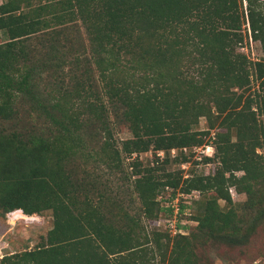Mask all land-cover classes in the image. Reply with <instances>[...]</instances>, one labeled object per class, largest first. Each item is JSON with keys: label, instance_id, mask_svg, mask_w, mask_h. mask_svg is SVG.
I'll use <instances>...</instances> for the list:
<instances>
[{"label": "trees", "instance_id": "16d2710c", "mask_svg": "<svg viewBox=\"0 0 264 264\" xmlns=\"http://www.w3.org/2000/svg\"><path fill=\"white\" fill-rule=\"evenodd\" d=\"M247 1L251 34L264 50V5ZM240 3L0 2V212L49 210L52 216L43 241L5 253L0 264H207L199 249L210 238L235 242L249 233L248 223L264 212H254L264 200V154L257 151L264 149V60L254 62L256 111L255 97L244 96L248 60L237 49L244 39ZM73 28L79 33L69 36ZM109 107L134 136L123 142L125 151L179 148L177 159L185 161L183 148L205 143L203 134L213 132L216 152L205 159L217 157L220 165L182 179L178 172L159 178L155 166L134 169L140 213L113 214L100 199L97 177H79L71 166L74 155L84 152L81 117L90 114L111 135ZM20 108L43 122L38 128L6 127ZM200 116L206 129L192 126ZM99 149L107 166H120L112 141L105 139ZM164 186L199 190V210L192 215L197 223L185 235L144 224L143 218L156 219V196ZM229 186L246 199L233 200Z\"/></svg>", "mask_w": 264, "mask_h": 264}, {"label": "rangeland", "instance_id": "374dc122", "mask_svg": "<svg viewBox=\"0 0 264 264\" xmlns=\"http://www.w3.org/2000/svg\"><path fill=\"white\" fill-rule=\"evenodd\" d=\"M3 0H0L2 2ZM241 11L243 13V33L244 39L239 42L237 49L244 53L248 60V71L250 75V87L244 92V96L255 97L251 107L257 111V96L255 94L258 89V79H256L254 62L264 60V50L259 40L249 32L246 26V19L248 18V1L239 0ZM264 5V0H258ZM76 29V30H75ZM85 35L84 29L81 27L80 33ZM79 33L77 28H73L69 31V36H73ZM4 33L0 31V42L5 40ZM36 44V42H33ZM96 75V73H95ZM110 108V107H109ZM90 114H83V120L86 121V128L84 134L86 137L83 151H78L71 160V166L74 167V174L77 176H85L89 180L97 177V187L100 189V199L104 201L105 207H108L113 214L123 215L124 212L129 214L140 213L141 207L139 199L135 192L132 190V174L134 169L144 170L145 168L156 167L158 168L156 175L161 178L163 174L172 172L179 174L185 178L187 175L195 173H213L220 165L219 158L205 159L206 151L200 149L188 148L187 159L182 161L179 157L181 149L176 148V152L172 154V151L164 150L163 156L158 155V151L154 150L151 146L150 150L143 152L129 153L123 149V142L125 140L133 138V134L128 126V123L121 118L119 113L113 111L111 108L108 111L107 126L110 130V134L104 129H100V122L93 121V117ZM258 119L261 118L259 112H257ZM43 122L42 118H37L35 114L28 115L20 108V112L15 116L13 120L6 121L4 124L8 128L22 130L24 128L35 127L38 128ZM207 121L205 116H200L198 122L192 126L197 129H206ZM214 129V128H213ZM213 129H209L212 131ZM205 143H201L198 146H202L206 150V145H212L209 148V153L216 152L214 134H203ZM235 137V136H234ZM109 139L113 142L115 148L120 151V166L111 168L107 166V163L101 159L103 156L102 149H99V144L105 139ZM99 151L101 156L99 157ZM257 151L264 154V149L257 148ZM87 152H92L94 155H89ZM136 161H140L139 166H134ZM242 173V171H238ZM227 174H229L227 172ZM162 188L159 193L162 192ZM158 193V194H159ZM164 193V192H162ZM214 195L213 192L210 193ZM232 198L235 201L243 202L246 199V195L240 191H233ZM197 199H199L197 197ZM222 208L226 207L225 201L222 198L218 199ZM199 201L191 204V211L193 215L198 212ZM258 210H264V200L261 205L254 210L256 213ZM243 210L239 209V212ZM244 213V212H243ZM246 214V213H244ZM144 224L148 230H156L152 223H149L143 218ZM194 225L188 224V232L194 230ZM52 226V216L49 210H44L40 214L27 215L22 212L21 209H15L1 214L0 212V248L3 254L13 253L29 249L36 246L38 243L44 240L46 232ZM249 233L244 237H241L235 242L228 241L226 239H220L218 237L210 238L203 247L199 249L203 255V261L207 264H264V212L257 213L255 218L248 223ZM187 232V233H188Z\"/></svg>", "mask_w": 264, "mask_h": 264}, {"label": "built area", "instance_id": "2783aa9c", "mask_svg": "<svg viewBox=\"0 0 264 264\" xmlns=\"http://www.w3.org/2000/svg\"><path fill=\"white\" fill-rule=\"evenodd\" d=\"M246 26L251 33L249 20L247 18ZM212 148V145H206V150L202 146L194 145V149H200L209 153L208 149ZM188 146L183 148L184 152L188 151ZM176 148H172V154L176 152ZM164 151L158 152V155L163 156ZM188 176V175H187ZM228 190L232 196L233 191H235L234 186H229ZM164 192V193H162ZM161 193L156 196V201L159 204L160 211L152 223L155 229L158 231H165L170 235L182 234L185 235L188 232V224H196L197 220L192 216L193 213L190 209L194 198L199 195V190H180L179 187L173 188L171 186H164ZM3 252L0 248V257H2Z\"/></svg>", "mask_w": 264, "mask_h": 264}]
</instances>
